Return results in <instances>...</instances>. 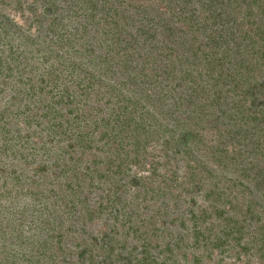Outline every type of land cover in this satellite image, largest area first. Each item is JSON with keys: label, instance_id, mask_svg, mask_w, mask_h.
I'll use <instances>...</instances> for the list:
<instances>
[{"label": "trees", "instance_id": "16d2710c", "mask_svg": "<svg viewBox=\"0 0 264 264\" xmlns=\"http://www.w3.org/2000/svg\"><path fill=\"white\" fill-rule=\"evenodd\" d=\"M141 195L264 264V0H0V264L122 260Z\"/></svg>", "mask_w": 264, "mask_h": 264}, {"label": "rangeland", "instance_id": "374dc122", "mask_svg": "<svg viewBox=\"0 0 264 264\" xmlns=\"http://www.w3.org/2000/svg\"><path fill=\"white\" fill-rule=\"evenodd\" d=\"M160 202L150 200V197L145 198L143 195L135 201L138 212L145 220H94L89 222L87 233L96 236L108 232L110 226L120 227L114 254H121L122 260L112 257V263L109 261V264H129L123 259L130 261V264H145L139 261L142 257L147 258L146 264H195V258L201 256H203L201 264H261L257 255H245L240 253L239 248H234L225 255L216 251L209 259L206 251L198 252L193 248L188 222L184 225L182 220H162L165 214L175 219L178 212L185 210L186 202H182V209L174 207L172 202H169V208L173 210L169 208L161 210ZM151 216L152 219L148 220ZM127 228L129 233L126 231ZM75 240L71 238L67 240L66 252H77L79 246ZM98 259H101L100 255Z\"/></svg>", "mask_w": 264, "mask_h": 264}]
</instances>
